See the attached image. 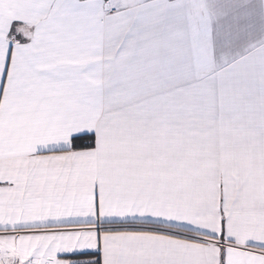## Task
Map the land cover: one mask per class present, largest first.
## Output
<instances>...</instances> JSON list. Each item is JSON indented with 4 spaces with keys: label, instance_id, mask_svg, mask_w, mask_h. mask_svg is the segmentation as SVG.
Listing matches in <instances>:
<instances>
[{
    "label": "snow or ice",
    "instance_id": "obj_1",
    "mask_svg": "<svg viewBox=\"0 0 264 264\" xmlns=\"http://www.w3.org/2000/svg\"><path fill=\"white\" fill-rule=\"evenodd\" d=\"M221 5L0 0V264H264V41L218 66Z\"/></svg>",
    "mask_w": 264,
    "mask_h": 264
},
{
    "label": "crops",
    "instance_id": "obj_2",
    "mask_svg": "<svg viewBox=\"0 0 264 264\" xmlns=\"http://www.w3.org/2000/svg\"><path fill=\"white\" fill-rule=\"evenodd\" d=\"M221 9L214 19L215 34L212 38L218 66L244 55L247 46L264 41V13L261 11L264 3L261 0H222ZM173 27L172 21H153L150 35L164 42Z\"/></svg>",
    "mask_w": 264,
    "mask_h": 264
}]
</instances>
